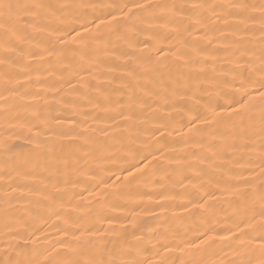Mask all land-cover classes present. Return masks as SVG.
Instances as JSON below:
<instances>
[{
  "label": "bare ground",
  "instance_id": "bare-ground-1",
  "mask_svg": "<svg viewBox=\"0 0 264 264\" xmlns=\"http://www.w3.org/2000/svg\"><path fill=\"white\" fill-rule=\"evenodd\" d=\"M45 2L190 6L201 2L227 4L233 0ZM93 11L91 7L82 8L79 14L92 19ZM107 11L110 10L97 7L95 14L108 19L103 15ZM150 11L162 14L160 8ZM143 15V22L121 20L110 34L91 41L87 47L74 45L79 50L75 53L69 50L65 60L41 61L39 56L27 55L32 45L46 39V33H39L22 45L25 54L17 63H0V138L19 134L13 143L17 145L14 152L21 153L18 163L22 174L13 184L16 191L7 189L13 197L10 213L40 226L32 237L24 233L22 239L13 243L27 245L28 249L48 247L52 241L63 238L57 228L64 227L65 221H75L102 234L109 247L114 244L127 247L129 242L139 241L138 247L149 250L141 252L140 257L148 256L153 264L161 259L172 264L179 255L177 246L187 247L183 241L195 247L207 236L217 240L210 251L223 250L211 259L233 258L231 246L219 241L229 236L226 229L236 231L239 216L234 213L238 198L232 191L243 186L234 183L237 176L228 170H239L247 156L241 158L238 151L222 144L197 150L192 141L201 133H190L191 125L187 121L194 114L190 109L194 108L211 118L212 110L205 112L203 106L210 96L214 99L221 91L238 87V83L230 82L234 75L248 74V56L242 58L241 51L229 47L232 37L220 39L228 30L223 27L224 21L217 22L211 12L201 22L187 10L178 12L172 22H169L170 12L162 19H151L148 12ZM90 27L95 29V25ZM95 34V31L90 33ZM208 36L216 37L213 43L207 44ZM197 40L202 47L207 44L199 54L190 47ZM157 46L162 52H155ZM178 51L184 54V59L174 55ZM3 59L0 45V61ZM9 59L17 60V55ZM157 61L163 65L157 71L146 74L141 71L156 66ZM134 68L135 74L129 76ZM5 72L12 75L13 85H19L13 93L4 91ZM177 78L180 92L174 94ZM185 82L191 87L185 89ZM25 92L28 94L23 95ZM5 96L9 97L7 104L3 100ZM130 115L132 118L127 119ZM6 127L12 132L5 133ZM61 132L65 134L59 135ZM78 132L83 135L77 137ZM30 137L45 145L39 158L29 151L34 147L29 144ZM140 161L146 167L137 163ZM129 164L133 166L128 167ZM3 170L0 155V232L3 231L4 182L8 179L2 175ZM129 173H134L135 178ZM101 178L103 183H99ZM205 232L207 236L202 235ZM7 239L0 236V258ZM165 243L167 248L161 246ZM56 247L53 244L49 251Z\"/></svg>",
  "mask_w": 264,
  "mask_h": 264
},
{
  "label": "snow or ice",
  "instance_id": "snow-or-ice-1",
  "mask_svg": "<svg viewBox=\"0 0 264 264\" xmlns=\"http://www.w3.org/2000/svg\"><path fill=\"white\" fill-rule=\"evenodd\" d=\"M89 7L94 10L92 19H86L79 14V9ZM97 7L110 10L103 13L108 19H101L100 15L95 14ZM156 8L162 9L161 15L150 11ZM217 9L220 11L217 12ZM185 10L197 15L199 17L197 22L207 18L205 14L208 12L215 15L217 22L223 20V27L228 31L223 33L220 39L232 37L229 47L241 51L242 58L247 55L246 64L249 67L247 75L241 72L232 77L230 83L233 85L238 83V87L232 91H221L214 99L209 97L203 107L205 112L208 109L212 110L210 119L199 108L190 109L194 114L187 121L191 125L189 132L201 133L198 139H193V145L197 150H203L211 149L216 144H222L224 148L238 151L241 158L247 156V160L239 170H228L232 175L237 176L234 183L243 186L232 191V194L238 198V207L234 213L239 216V220L235 222L236 231L232 232L231 228L226 229L229 236L219 241L231 246L233 258L211 259V256H216L217 251L222 252L223 250L210 251L217 240L214 236H207L205 232L202 235L207 236V239L202 240L199 245L193 247L190 242L183 241L187 245L186 248L177 246L179 255L172 261V264H176V260H179V264H264V0H259L258 3L233 0L227 4L201 2L190 6L139 3H112L97 6L51 4L46 3L45 0H32L30 3L20 2V0L16 3H12L11 0H0V45L3 47L4 54V59L0 63L6 65L17 63L18 58L25 54L22 45L32 41L35 34L46 33L47 36L45 40L32 45L27 55L34 58L39 56L41 61L56 58L59 62L67 59L69 50L73 53L79 50L74 48V45L83 44L87 47L91 41L101 40L105 34H110L115 30L121 20L143 22L145 12H148L151 19H162L170 12L169 22H172L178 12L182 13ZM256 24L259 25L258 28L254 27ZM90 25H95V29ZM213 30H215L214 26ZM93 31L96 34L90 35ZM238 33L244 35L238 36ZM215 39L216 37L213 36L206 37L207 44L213 43ZM207 44L202 47L197 40L193 41L190 47L192 51L199 54L204 47H207ZM155 52H162V48L157 46ZM14 54L17 55V60L9 59ZM174 55L184 59V54L179 51ZM164 59L166 60L167 57ZM162 66V63L157 61L156 66L142 68L141 71L146 74L150 71H157ZM135 71L134 68L128 75H134ZM4 77V91L13 93L15 87L19 85L12 84V75L9 72H5ZM180 86V79L177 78L174 94H179ZM189 87L191 84L185 82L184 88ZM27 94L25 92L23 95ZM38 98V96L34 97V99ZM3 100L7 104L9 97L5 96ZM165 106H167V99ZM216 108L220 111L216 112ZM257 114L258 120L256 119ZM131 118V115L127 117V119ZM3 131L9 133L12 129L6 127ZM64 134V132L59 133L61 136ZM18 135L0 138V155L3 156L4 163L2 175L8 178L4 182L3 231L0 232V236L8 239L3 249V258H0V264H153L148 256L140 257L141 252L149 250L138 247L139 241L129 242L127 247L123 244L119 247L115 244L109 247L102 234L93 232L91 227H84L75 221H65L64 227L57 228V232L63 233V238L52 241L48 247L28 249L27 245L21 246L19 243H13V240L22 239L24 233L32 237L40 227L30 224L23 217H16L10 213V201L13 197L7 189L12 188L15 192L16 188L13 184L22 174L21 165L18 163L21 153L14 152L17 145L13 143V139L18 138ZM81 135L83 133H76L77 137ZM29 144L34 145L29 151L39 158L45 147L44 143L38 138L30 137ZM137 163H142V166L146 167L143 161ZM67 166V161H65V167ZM132 166V164L128 165V167ZM141 174H143L142 171ZM129 176L135 178L134 173H129ZM103 182L104 179L101 178L99 183ZM53 244L58 247L50 252L49 248ZM161 246L167 248L168 245L165 243ZM224 256L226 257L227 254L225 253ZM158 264H167V262L161 259Z\"/></svg>",
  "mask_w": 264,
  "mask_h": 264
}]
</instances>
